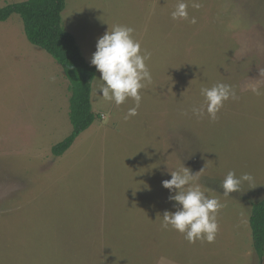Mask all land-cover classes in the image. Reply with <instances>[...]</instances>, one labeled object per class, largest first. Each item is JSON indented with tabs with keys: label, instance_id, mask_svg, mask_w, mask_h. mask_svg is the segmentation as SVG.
I'll list each match as a JSON object with an SVG mask.
<instances>
[{
	"label": "rangeland",
	"instance_id": "374dc122",
	"mask_svg": "<svg viewBox=\"0 0 264 264\" xmlns=\"http://www.w3.org/2000/svg\"><path fill=\"white\" fill-rule=\"evenodd\" d=\"M178 2L67 0L63 24L90 65L98 38L129 26L151 53L152 82L125 119L135 101L104 99L98 72L96 121L61 156L52 148L72 129L69 79L19 15L0 22V264H264L250 225L264 196V0H186L188 19L173 20ZM221 82L237 99L215 120L193 115L201 88ZM182 166L224 205L211 243L162 227L176 211L162 181ZM229 171L254 179L224 195Z\"/></svg>",
	"mask_w": 264,
	"mask_h": 264
},
{
	"label": "clouds",
	"instance_id": "9594fccd",
	"mask_svg": "<svg viewBox=\"0 0 264 264\" xmlns=\"http://www.w3.org/2000/svg\"><path fill=\"white\" fill-rule=\"evenodd\" d=\"M193 8H199V3L193 2ZM189 4L179 0L171 16L173 20L188 19ZM196 23L195 17L191 19ZM134 28L124 25L110 26L103 36L98 38L96 51L92 54L90 63L101 73L96 91L102 93L104 99L114 101L117 106L127 99L135 101V107L128 110L125 119L136 116L141 104V90L152 82V76L146 61L151 53L142 50L141 44L134 39ZM203 104L193 105L191 112L200 118L207 115L215 120L217 113L229 99H237L236 91L229 84L217 83L211 88H201ZM187 114V113H184ZM170 171V170H169ZM171 179L162 181V186L169 190V200L174 201L176 211H164L162 227L172 229L184 235L190 243L206 240L211 243L219 231L217 213L224 205L218 198H210L202 190L198 181V173L193 174L185 166L170 171ZM249 173L237 176L235 171H229L221 181L220 187L224 195L240 192L244 182L252 183Z\"/></svg>",
	"mask_w": 264,
	"mask_h": 264
},
{
	"label": "trees",
	"instance_id": "16d2710c",
	"mask_svg": "<svg viewBox=\"0 0 264 264\" xmlns=\"http://www.w3.org/2000/svg\"><path fill=\"white\" fill-rule=\"evenodd\" d=\"M66 5L67 0H24L0 6V22L7 21L14 14L19 15L30 43L55 58L69 79V119L72 129L52 148L55 156L63 155L97 118L91 95L97 70L88 63L74 34L63 24L62 13ZM251 205L253 248L261 261L264 258V196Z\"/></svg>",
	"mask_w": 264,
	"mask_h": 264
},
{
	"label": "crops",
	"instance_id": "0c3cea01",
	"mask_svg": "<svg viewBox=\"0 0 264 264\" xmlns=\"http://www.w3.org/2000/svg\"><path fill=\"white\" fill-rule=\"evenodd\" d=\"M97 73H98V71H97ZM97 77V76H96ZM92 95V94H91ZM96 121V120H95Z\"/></svg>",
	"mask_w": 264,
	"mask_h": 264
}]
</instances>
